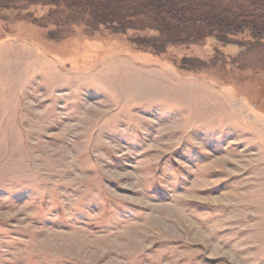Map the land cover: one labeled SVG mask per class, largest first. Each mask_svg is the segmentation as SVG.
Segmentation results:
<instances>
[{
  "label": "rangeland",
  "instance_id": "obj_1",
  "mask_svg": "<svg viewBox=\"0 0 264 264\" xmlns=\"http://www.w3.org/2000/svg\"><path fill=\"white\" fill-rule=\"evenodd\" d=\"M0 264H264V41L0 0Z\"/></svg>",
  "mask_w": 264,
  "mask_h": 264
},
{
  "label": "trees",
  "instance_id": "obj_2",
  "mask_svg": "<svg viewBox=\"0 0 264 264\" xmlns=\"http://www.w3.org/2000/svg\"><path fill=\"white\" fill-rule=\"evenodd\" d=\"M39 1V0H38ZM42 1V0H41ZM44 1V0H43ZM127 27L153 28L165 41L219 40L248 33L264 41V0H49ZM154 41L155 45H158Z\"/></svg>",
  "mask_w": 264,
  "mask_h": 264
}]
</instances>
